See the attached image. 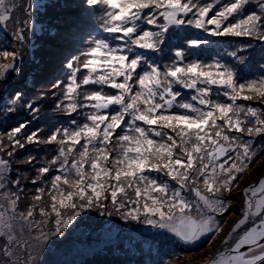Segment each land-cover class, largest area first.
<instances>
[{"label": "snow or ice", "instance_id": "obj_1", "mask_svg": "<svg viewBox=\"0 0 264 264\" xmlns=\"http://www.w3.org/2000/svg\"><path fill=\"white\" fill-rule=\"evenodd\" d=\"M252 2L84 0L96 15L99 30L66 64V81L58 79L53 85L62 87L56 109L69 116L82 115L83 122L71 119L69 126L55 128L47 138H40V130L18 136L27 126L21 123L5 134L8 145L0 137V152L9 158L28 144L57 146L56 155L36 169L37 176L31 181L37 183L58 166L56 171L61 174L52 177L47 193L44 187L37 188L32 197L41 202L45 194L49 196L50 205L41 203L39 211L45 218L54 214V229L45 232L48 220L34 219L35 203L20 212L18 192L4 191L0 194V237L5 239L2 252L7 259L0 264H35L29 249L42 248L50 237L62 235L83 211L92 209L100 215L115 212L125 221L151 225L184 244L197 243L209 234V243L215 239L222 231L216 216L231 207L224 193L238 186L245 169L264 152V144L253 147L255 137L264 135V111L237 103L264 97V74L243 79V69L221 59L208 63L186 59L194 55L191 49L212 43L203 36L185 37L186 47H176L174 59L163 65L147 53H163L173 28L193 27L208 36L264 42V0H255L258 11L246 12ZM17 7L15 0H0V24L11 20ZM25 12L29 18L22 22L17 18L14 33L21 45L25 36L19 25L31 23V12ZM251 47L227 51V55L245 65L246 57L239 53ZM0 57L8 61L0 63V79L9 71L20 73L18 50L0 49ZM260 67L264 72V65ZM177 86L195 94L183 99ZM22 96L16 92L4 111L27 107L35 116L39 108L34 102L25 105ZM85 109L88 111H82ZM35 160L29 155L19 163ZM10 170V160L0 157V189L7 188ZM152 172L175 184L150 175ZM11 183L19 185L20 179ZM243 195L242 218L224 245L241 226H250L208 264L264 262V179L245 188ZM245 246L246 251H240Z\"/></svg>", "mask_w": 264, "mask_h": 264}, {"label": "rangeland", "instance_id": "obj_2", "mask_svg": "<svg viewBox=\"0 0 264 264\" xmlns=\"http://www.w3.org/2000/svg\"><path fill=\"white\" fill-rule=\"evenodd\" d=\"M224 2H228V0H224ZM15 3L18 7L12 13V19L0 24V49L9 51L15 49L21 54V58L17 61V66L21 69L20 73L9 71L3 79H0V137L3 138L5 145L9 144L5 134L21 123H26L27 126L21 130L18 136L40 130L38 133L40 138H47L55 128L69 126L71 119L83 122L82 115L73 113L69 116L56 109L57 102L62 98V87L54 88L53 85L58 79L64 81L67 79L66 64L75 55L73 44L69 40L73 35V33L71 34L72 30L76 29L79 23L85 25V37L82 43H78L80 49L85 47L86 41L99 30L98 19L93 10L84 3V0H15ZM216 7L218 8L219 5ZM25 9L31 12V23L27 26L23 23L19 25V27H24L25 36V42L21 45L16 41L14 33L18 27L17 18L21 22L29 18ZM87 11L89 12L88 21H86ZM253 11H258L255 0L246 7V12ZM209 15L211 16L212 13ZM151 27L149 26V28ZM187 36H203L212 41L211 44L201 46L200 49H191L194 55L187 56L188 60L200 59L208 63L215 59H221L222 62L232 64L237 70L243 69L240 73L243 79H252L264 74L260 67L264 65V42L250 37L208 36L193 27L173 28L169 32V39L164 46L163 53L149 51L147 55L161 65L168 63L174 59L173 54L176 47H186L184 38ZM249 44L252 46L251 48L246 52L239 53L246 57L245 65L237 63L227 55V51H233ZM6 62L8 61L0 57V63ZM177 88L182 92L183 99H190L195 94L194 90L179 88V86ZM18 91L22 92V102L25 105L34 102V107L39 108V112L35 116L27 107L18 108L12 113L4 111L7 102ZM53 93L56 95L54 96ZM220 99L230 102L226 97L221 96ZM237 103L264 111V97L254 96L252 100H238ZM82 111H88V109ZM117 131L123 134L119 129ZM232 134L242 135L235 132ZM242 138L251 139L247 136ZM113 142H115V137H113ZM260 144H264V135L255 137L253 147ZM56 147L55 144H28L24 149L18 148L11 158L6 155V152H0V157L11 162L7 188L0 189V194L6 190L18 192L20 196L18 211L20 212H26L29 206L35 203L37 206L34 211V219L37 221L48 220L44 226L45 232L54 229L55 217L54 214L47 218L42 217L39 207L41 203L50 205L51 201L47 194L43 196L41 202L33 201L32 197L36 195L37 188L44 187L47 193L52 177L61 173L56 171L58 166H54L42 180L35 184L31 181L37 176L36 169L56 155ZM76 147L79 148V145ZM7 150H11L10 147ZM29 155L35 156L36 160L31 164L19 163ZM69 159L71 162V157ZM223 159L221 158V162ZM87 168L86 165L85 169L87 170ZM150 175L175 184L163 174L152 172ZM242 176L238 186L233 187L230 193H224V198L231 202V207L222 216H216V219L222 224V231L211 243H209L211 234L197 243L184 244L171 233L153 228L151 225L131 220L125 221L115 212L111 216L100 215L98 210L92 209L83 211L73 224L63 230L62 235L50 237L42 248L33 247L29 250L35 257V264H165V262L167 264H202L222 248L233 244L250 226H241L229 239L228 244L224 245L223 242L228 239L229 232L242 218L245 209L243 190L250 185L258 184L264 177V152H261L260 156L252 161ZM17 178L20 179V183L14 186L11 181ZM129 194L134 195L131 190H129ZM186 195L194 198L191 193H186ZM106 203L108 202L106 201ZM111 207L109 203V210ZM48 211H50V207ZM256 219L258 220L259 217ZM0 238V262H3L7 259L2 252L5 239ZM171 253H175V256H172ZM21 258L23 259V256Z\"/></svg>", "mask_w": 264, "mask_h": 264}, {"label": "trees", "instance_id": "obj_3", "mask_svg": "<svg viewBox=\"0 0 264 264\" xmlns=\"http://www.w3.org/2000/svg\"><path fill=\"white\" fill-rule=\"evenodd\" d=\"M89 16V12L87 11L86 12V21L89 20L88 18ZM84 24L82 23H79V25H77V28L72 30L71 34L73 33L72 37L69 39L72 44H73V51H75V55L78 54L79 50H81L79 47H78V43H82L84 37H85V28H84ZM74 31H76L74 33ZM65 66V65H64ZM1 240V238H0Z\"/></svg>", "mask_w": 264, "mask_h": 264}, {"label": "water", "instance_id": "obj_4", "mask_svg": "<svg viewBox=\"0 0 264 264\" xmlns=\"http://www.w3.org/2000/svg\"><path fill=\"white\" fill-rule=\"evenodd\" d=\"M235 243V242H234ZM233 243V244H234ZM233 244H231L230 246H228L227 248H230ZM240 251H246V246L245 247H243V248H241L240 249ZM215 256V255H214ZM213 256V257H214ZM212 258V257H211ZM208 261H209V259L207 260V261H205L204 263H202V264H208ZM259 264H264V262H259Z\"/></svg>", "mask_w": 264, "mask_h": 264}, {"label": "flooded vegetation", "instance_id": "obj_5", "mask_svg": "<svg viewBox=\"0 0 264 264\" xmlns=\"http://www.w3.org/2000/svg\"><path fill=\"white\" fill-rule=\"evenodd\" d=\"M263 179H264V177H263Z\"/></svg>", "mask_w": 264, "mask_h": 264}]
</instances>
